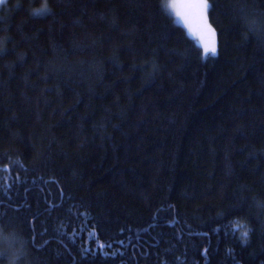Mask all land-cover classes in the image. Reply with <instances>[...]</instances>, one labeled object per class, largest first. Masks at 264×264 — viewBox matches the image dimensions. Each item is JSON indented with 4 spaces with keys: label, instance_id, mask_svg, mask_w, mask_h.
I'll return each mask as SVG.
<instances>
[{
    "label": "trees",
    "instance_id": "obj_1",
    "mask_svg": "<svg viewBox=\"0 0 264 264\" xmlns=\"http://www.w3.org/2000/svg\"><path fill=\"white\" fill-rule=\"evenodd\" d=\"M210 3L205 58L211 37L165 0H5L0 212L20 264H264V37L247 27L264 0Z\"/></svg>",
    "mask_w": 264,
    "mask_h": 264
},
{
    "label": "snow or ice",
    "instance_id": "obj_2",
    "mask_svg": "<svg viewBox=\"0 0 264 264\" xmlns=\"http://www.w3.org/2000/svg\"><path fill=\"white\" fill-rule=\"evenodd\" d=\"M135 2V0H133ZM259 0H253V3H257ZM5 3V0H0V5H3ZM199 12V19L201 22V26L203 31L211 37V39L208 42L202 43V50L203 55L205 58H207L209 55L212 57H216L218 55V43L215 40V29L211 27V25L208 23V12L210 10H214V5L210 3V0H197L196 4L194 5ZM45 11H47L45 9ZM35 15V14H34ZM177 15H181L180 12H177ZM264 15V13H262ZM254 33L257 34V37H264V25H258L254 29ZM245 41H247L248 37H244ZM5 216V213L0 212V264H3L2 258L5 256V251L2 249L5 245H7L9 248H14L17 244L24 243L23 239L18 236L16 232H12L8 235V237H5L3 235V230H5V224L3 221V217ZM8 224L12 226L11 220L8 221ZM249 231L247 229H244L241 231V239L247 243L248 237H249ZM34 243V238H33Z\"/></svg>",
    "mask_w": 264,
    "mask_h": 264
},
{
    "label": "rangeland",
    "instance_id": "obj_3",
    "mask_svg": "<svg viewBox=\"0 0 264 264\" xmlns=\"http://www.w3.org/2000/svg\"><path fill=\"white\" fill-rule=\"evenodd\" d=\"M196 2L197 0H165V5L171 12L174 20L183 26L187 34L192 37L196 34L200 36L202 30L199 12L194 6ZM177 12H180L181 15L178 16ZM199 24L200 26H198Z\"/></svg>",
    "mask_w": 264,
    "mask_h": 264
},
{
    "label": "clouds",
    "instance_id": "obj_4",
    "mask_svg": "<svg viewBox=\"0 0 264 264\" xmlns=\"http://www.w3.org/2000/svg\"><path fill=\"white\" fill-rule=\"evenodd\" d=\"M258 25L259 22L254 17L247 21L248 30L253 34H255L254 29ZM2 250L7 253L8 264H20L21 258L27 255V249L24 243L17 244L14 248H9L5 245Z\"/></svg>",
    "mask_w": 264,
    "mask_h": 264
}]
</instances>
